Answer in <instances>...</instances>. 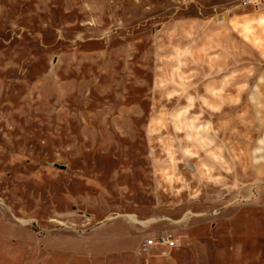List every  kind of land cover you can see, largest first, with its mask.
Masks as SVG:
<instances>
[{
  "label": "rangeland",
  "instance_id": "1",
  "mask_svg": "<svg viewBox=\"0 0 264 264\" xmlns=\"http://www.w3.org/2000/svg\"><path fill=\"white\" fill-rule=\"evenodd\" d=\"M254 9L0 0V264H264Z\"/></svg>",
  "mask_w": 264,
  "mask_h": 264
},
{
  "label": "crops",
  "instance_id": "2",
  "mask_svg": "<svg viewBox=\"0 0 264 264\" xmlns=\"http://www.w3.org/2000/svg\"><path fill=\"white\" fill-rule=\"evenodd\" d=\"M258 7L259 8L255 7L245 20L246 24L247 19L249 20V23H251V33H247V35L250 36L251 44L264 59V3ZM246 24L245 28H247Z\"/></svg>",
  "mask_w": 264,
  "mask_h": 264
},
{
  "label": "built area",
  "instance_id": "3",
  "mask_svg": "<svg viewBox=\"0 0 264 264\" xmlns=\"http://www.w3.org/2000/svg\"><path fill=\"white\" fill-rule=\"evenodd\" d=\"M264 3V0H241V5L258 7ZM176 236L172 231H164L154 234L146 238L143 248L159 246L163 255L167 254L174 246H176Z\"/></svg>",
  "mask_w": 264,
  "mask_h": 264
}]
</instances>
